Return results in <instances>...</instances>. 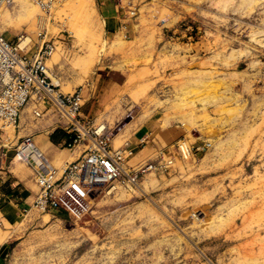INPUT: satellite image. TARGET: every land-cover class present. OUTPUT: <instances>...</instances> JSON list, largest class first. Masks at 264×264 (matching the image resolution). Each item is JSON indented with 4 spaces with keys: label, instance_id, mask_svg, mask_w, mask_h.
Instances as JSON below:
<instances>
[{
    "label": "rangeland",
    "instance_id": "rangeland-1",
    "mask_svg": "<svg viewBox=\"0 0 264 264\" xmlns=\"http://www.w3.org/2000/svg\"><path fill=\"white\" fill-rule=\"evenodd\" d=\"M112 4L116 19L98 0H64L48 12L16 0L1 30L14 43L29 37L31 48L40 34L55 44L50 77L63 93L82 90L115 149L159 119L190 131L179 143L185 155L177 146L138 187L107 189L80 220L34 210L5 264H264V0ZM31 117L64 131L52 112ZM16 131L5 129V139ZM84 149L53 163L57 177Z\"/></svg>",
    "mask_w": 264,
    "mask_h": 264
},
{
    "label": "built area",
    "instance_id": "built-area-1",
    "mask_svg": "<svg viewBox=\"0 0 264 264\" xmlns=\"http://www.w3.org/2000/svg\"><path fill=\"white\" fill-rule=\"evenodd\" d=\"M31 1L48 12L64 0ZM14 2L0 0V131L4 133L12 125L19 127L21 111L30 102L54 110L65 120L64 131L71 139L64 146L72 152L79 147L85 149L78 159L66 164L60 177L42 157L31 137L23 139L15 157L23 148L26 159L37 171L40 193L34 210L41 213L62 211L80 220L89 212L92 202L107 189H116L119 185L138 187L145 174L165 169L167 165L162 161L163 164L149 162L133 167L129 161L135 153L130 145L118 150L112 147L107 129H96L93 121L83 115L82 90L63 93L60 85L50 77L48 60L56 47L46 36L40 34L33 48L31 40L21 42L24 36L19 37L17 43L6 38L1 30V13ZM35 115L42 117L43 111L37 109ZM4 143H0L1 170L5 169L9 155V148ZM178 148L185 155L181 145ZM207 148L209 146L205 144L195 150L200 153Z\"/></svg>",
    "mask_w": 264,
    "mask_h": 264
},
{
    "label": "crops",
    "instance_id": "crops-1",
    "mask_svg": "<svg viewBox=\"0 0 264 264\" xmlns=\"http://www.w3.org/2000/svg\"><path fill=\"white\" fill-rule=\"evenodd\" d=\"M98 4L102 14L107 19L118 17V10L112 4V0H98ZM33 104L37 107L36 109L43 111L42 117H47L49 112L60 117L54 110ZM32 110L31 106L23 110L15 140L5 139V135L0 131V143L5 141L4 144L9 148L5 169H0V264L6 263L8 253L12 248L11 244L20 238L19 228L27 216L34 211V205L40 193L36 182L35 168L18 161L15 157L17 146L24 138L31 137L34 144L47 156L52 165L53 163L64 164V159H68L78 151L72 152L69 149L59 151V147H65V143L71 139V136L61 128L59 129L58 120L45 119L40 123H33ZM92 112L93 110H89V107H83V115L86 118L92 117L93 119ZM130 116V114L127 115V117ZM61 123L64 126L65 122ZM128 125L129 123L123 125L119 131H124ZM119 134L116 132L113 135L118 137ZM192 134L195 139L199 138L197 132L193 131ZM189 135L190 131L183 126L170 124V126L165 127L159 119L148 120L138 128L132 129L126 136L127 144L132 147L135 153L134 157L130 159L129 165L137 167L149 162L160 164L164 161V157L176 151L180 141L187 139ZM144 140L145 143H143ZM112 147L114 148V141H112Z\"/></svg>",
    "mask_w": 264,
    "mask_h": 264
},
{
    "label": "bare ground",
    "instance_id": "bare-ground-1",
    "mask_svg": "<svg viewBox=\"0 0 264 264\" xmlns=\"http://www.w3.org/2000/svg\"><path fill=\"white\" fill-rule=\"evenodd\" d=\"M16 1V0H15ZM4 9H6V8H4ZM4 9L2 10V12L4 11ZM2 14V13H1ZM30 41V38L29 37H23V38H21V42H24V43H28ZM53 54V53H52ZM50 76L52 77V75L50 74ZM58 83V82H57ZM28 106H31L32 108H33V115H35V108H34V104L33 103H29L25 108H27ZM24 108V109H25ZM23 109V110H24ZM23 110L21 111V114H22V112H23ZM14 129L15 130V127H14V125H12V126H10L9 127V129ZM105 127L104 126H100L99 127V130H102V129H104ZM35 147L38 149V151L41 153V155H42V157L49 163V165L52 167V168H54L55 169V167L52 165V163L49 161V159L47 158V156L38 148V146L35 144ZM20 154L16 157L17 158V160L18 161H20V162H22V163H25L26 165H28V166H31V164H30V162L26 159V157H25V154L22 152L23 151V148H21L20 149ZM56 170V169H55ZM57 173H58V171H57ZM59 174V173H58ZM120 186V185H119Z\"/></svg>",
    "mask_w": 264,
    "mask_h": 264
}]
</instances>
